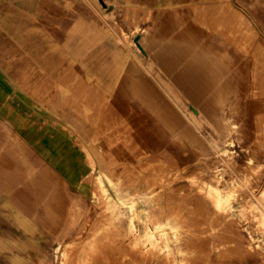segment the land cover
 I'll list each match as a JSON object with an SVG mask.
<instances>
[{"label":"crops","instance_id":"obj_1","mask_svg":"<svg viewBox=\"0 0 264 264\" xmlns=\"http://www.w3.org/2000/svg\"><path fill=\"white\" fill-rule=\"evenodd\" d=\"M227 7L264 33V0H0V204L58 231L104 155L227 145L252 65L217 29Z\"/></svg>","mask_w":264,"mask_h":264},{"label":"rangeland","instance_id":"obj_2","mask_svg":"<svg viewBox=\"0 0 264 264\" xmlns=\"http://www.w3.org/2000/svg\"><path fill=\"white\" fill-rule=\"evenodd\" d=\"M221 12L217 29L252 60L246 89L237 88L228 114L229 143L204 152L173 138L171 146L158 144L148 160L125 159L131 156L125 151L104 155L109 159L95 160L83 180L85 197L59 204L74 208L58 231L48 223L40 232L35 217L0 204L3 235L12 239L14 231L18 237L9 250L0 248V264L6 257L15 264H40L39 258L62 264L75 230L77 242L87 236L78 228L93 204L115 207L105 219L119 234L115 264H264V33L255 14L250 20L228 7ZM215 189L225 197L218 199ZM23 205L33 216L50 218V204ZM130 224L137 232L133 243L126 238Z\"/></svg>","mask_w":264,"mask_h":264},{"label":"bare ground","instance_id":"obj_3","mask_svg":"<svg viewBox=\"0 0 264 264\" xmlns=\"http://www.w3.org/2000/svg\"><path fill=\"white\" fill-rule=\"evenodd\" d=\"M174 163H176V161ZM174 163H173V165H174ZM215 192L217 194L218 199L221 200L225 197L222 191H218L215 189ZM85 207H86V204H83V208L82 209L80 208L79 219H80L82 211L85 209ZM172 209H174V208H172ZM71 210H73V208ZM88 210L89 211L87 213V220H84L83 222H81L82 224L78 228L79 232H83L84 235L86 234L87 236L82 238L83 240H80L79 242H77L76 241L77 240L76 239L77 238V236H76L77 230H75L74 234L71 236L70 242L67 244L66 249L63 253L62 264H115L114 263V259H115L114 257L117 255V253L115 252L117 247L114 248L113 245L116 243V241H118L119 234H116L111 229L109 230L105 225V219L110 214V213H107V211L110 210L111 212H114L115 207L113 206V204H93ZM119 215H125V214H124V212H119ZM79 219L76 222H73L74 224L72 223L73 226L78 224ZM163 219H164V216H163ZM164 222H165V220H164ZM151 224H153V223H151ZM185 226H186V224H185ZM136 234H137L136 228L134 227L133 224H130L129 228H128V233L126 235L127 241H130V243H133L135 241ZM124 239H125V237H124ZM183 242H185V241H183ZM76 244L81 245L79 250H77V249L75 250L74 247L76 246ZM123 244H125V243H123ZM123 244H122V246H123Z\"/></svg>","mask_w":264,"mask_h":264}]
</instances>
